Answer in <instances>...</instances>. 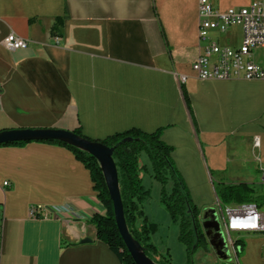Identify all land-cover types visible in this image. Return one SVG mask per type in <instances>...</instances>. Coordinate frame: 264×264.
<instances>
[{
	"label": "crops",
	"instance_id": "1",
	"mask_svg": "<svg viewBox=\"0 0 264 264\" xmlns=\"http://www.w3.org/2000/svg\"><path fill=\"white\" fill-rule=\"evenodd\" d=\"M198 3L0 0V132L53 128L104 140L165 128L201 212L213 208L214 180L251 184L264 168V81L196 78ZM10 34L28 48L6 49ZM96 195L90 171L66 148L0 147V264H121L96 238L91 218L104 212ZM33 205H69L86 219L31 218ZM209 247L208 261L219 260Z\"/></svg>",
	"mask_w": 264,
	"mask_h": 264
},
{
	"label": "trees",
	"instance_id": "2",
	"mask_svg": "<svg viewBox=\"0 0 264 264\" xmlns=\"http://www.w3.org/2000/svg\"><path fill=\"white\" fill-rule=\"evenodd\" d=\"M184 96L189 109H191L185 92ZM164 130L165 128H159L156 132L146 133L133 128L109 136L104 140L93 141L114 149L113 158L119 172L127 227L145 254L157 264H173L170 253L168 251L166 255L160 253L158 247L152 243V236L158 231L159 226L150 222L143 211L144 204L151 196L150 190L144 186V178L149 174L162 185L160 204L168 212L171 223L179 227V241L186 247L188 255L186 264H194L193 255L199 249L209 251L210 245L200 219L202 212L193 203L190 192L172 160L173 148L162 140ZM74 133L90 139L82 135L79 130ZM39 143L68 149L90 171L96 197L104 209L103 213H96L91 218V223L96 229V238L108 246L121 264H135L117 228L113 203L98 162L89 154L63 143ZM27 144L29 143H15L0 145V147H22ZM143 159L145 163L142 162ZM211 174L213 176L212 172ZM216 182L218 186L215 185ZM213 183L217 199L222 206L254 203L260 209L264 208V194H259L251 184H227L223 180H214ZM168 184H171L170 191H167L166 188ZM139 221H141L140 226L138 225ZM236 245H238V257L243 248L240 240Z\"/></svg>",
	"mask_w": 264,
	"mask_h": 264
},
{
	"label": "built area",
	"instance_id": "3",
	"mask_svg": "<svg viewBox=\"0 0 264 264\" xmlns=\"http://www.w3.org/2000/svg\"><path fill=\"white\" fill-rule=\"evenodd\" d=\"M241 30V44L235 46L231 33ZM217 33L219 37H214ZM198 40L200 53L192 69L201 81H264V0H252L249 7L231 8L226 11L217 9L211 0H199L198 3ZM3 46L9 51L25 50L29 44L15 34L3 40ZM262 51L261 62L256 52ZM187 81L180 76V82ZM259 148L258 138L254 141ZM260 184L264 187V168H260ZM9 184L5 183L7 187ZM216 213L220 226L228 236L229 245L237 259V241L232 236L257 235L264 233V214L254 203L223 206L217 202ZM31 218H60L82 221L86 217L69 205L46 208L33 205L29 209ZM233 264H237L234 261Z\"/></svg>",
	"mask_w": 264,
	"mask_h": 264
},
{
	"label": "water",
	"instance_id": "4",
	"mask_svg": "<svg viewBox=\"0 0 264 264\" xmlns=\"http://www.w3.org/2000/svg\"><path fill=\"white\" fill-rule=\"evenodd\" d=\"M130 140V139H129ZM31 142H59L92 156L99 164L105 184L113 203L114 216L120 236L135 264H157L150 259L140 244L131 235L124 215L121 197L119 172L113 158L114 149L90 139L83 138L74 131L60 129H21L0 132V145ZM204 234L217 258L221 261H231L216 209L205 210L200 216ZM90 239L81 243H89Z\"/></svg>",
	"mask_w": 264,
	"mask_h": 264
},
{
	"label": "rangeland",
	"instance_id": "5",
	"mask_svg": "<svg viewBox=\"0 0 264 264\" xmlns=\"http://www.w3.org/2000/svg\"><path fill=\"white\" fill-rule=\"evenodd\" d=\"M218 1L222 8L249 7L252 3V0H223L224 2L220 0ZM231 33L235 38L234 45L239 46L242 40L241 30L234 29ZM212 35L214 37H219L217 33H212ZM256 57L257 61L261 62V50H258L256 52ZM257 107V103L253 102V109H256ZM236 108V112H238V110L240 109L238 107ZM250 180L252 181L251 185L257 190V192L259 194H264V187L260 184V176L257 173L252 172ZM215 185L218 186L217 182ZM144 186L150 190L151 196L149 200L144 204L143 211L150 222L158 224L159 226L158 231L152 236V243H154L158 247L160 253L166 255L168 251L171 255L173 264H186L188 255L186 253V247L179 241V227L171 223L168 212L160 204V194L162 191L161 183L148 174L145 177ZM166 188L167 191H170L171 184H168ZM215 195L213 199V208L218 209V199L216 200L217 196ZM226 207L227 206L223 205L224 210L226 209ZM261 212L262 214H264V208L261 209ZM220 227L222 237L225 239L226 247L228 253L230 254L231 261L216 260L215 262L210 263L207 259L208 257L206 256L207 251L204 249H199L193 255L194 264H233L234 261L237 262V264H264V233L257 235H244L242 237L233 235L231 237L232 240H240L243 248L236 259L234 258V255L230 248L228 236L225 232V229L222 225Z\"/></svg>",
	"mask_w": 264,
	"mask_h": 264
},
{
	"label": "bare ground",
	"instance_id": "6",
	"mask_svg": "<svg viewBox=\"0 0 264 264\" xmlns=\"http://www.w3.org/2000/svg\"><path fill=\"white\" fill-rule=\"evenodd\" d=\"M194 63V62H193Z\"/></svg>",
	"mask_w": 264,
	"mask_h": 264
}]
</instances>
